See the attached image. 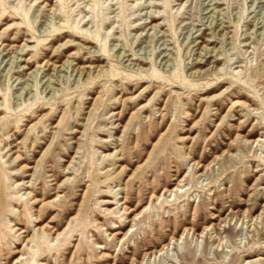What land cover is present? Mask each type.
I'll return each instance as SVG.
<instances>
[{
    "label": "rangeland",
    "instance_id": "374dc122",
    "mask_svg": "<svg viewBox=\"0 0 264 264\" xmlns=\"http://www.w3.org/2000/svg\"><path fill=\"white\" fill-rule=\"evenodd\" d=\"M2 108L0 264H264V0H0Z\"/></svg>",
    "mask_w": 264,
    "mask_h": 264
},
{
    "label": "bare ground",
    "instance_id": "6f19581e",
    "mask_svg": "<svg viewBox=\"0 0 264 264\" xmlns=\"http://www.w3.org/2000/svg\"><path fill=\"white\" fill-rule=\"evenodd\" d=\"M67 62H68V60H67L63 65H65ZM192 64H194V63H192ZM201 64H203V62H201V61H197V62L193 65V67L196 68L195 73L198 72V73H199L198 76H202V77H203V78H199V80H201V79H205V78H204V74L206 73V72L202 73V69L204 68V66L201 65ZM104 69H105V68H102V71H107V70H104ZM138 71H139V70H138ZM144 71H147V69H146V70H141L140 72H144ZM106 73H107V72H106ZM108 73H109V72H108ZM172 74L174 75L173 72H172ZM213 74H214V75L217 74V70H216V71H213V72L210 73L209 75L211 76V75H213ZM91 75H93V74H90V73H89V77H88L89 79L86 80V83H87V82L90 83L92 80L95 79V78H94L93 76H91ZM99 76H100V75H99ZM174 76H175V75H174ZM205 77L207 78L208 76H205ZM199 80H197V81L195 82V84L191 83L190 86H191V85H197V86H195V87H198V81H199ZM84 82H85V81H84ZM144 82H145L144 80L141 81V83H144ZM86 83H85V84H86ZM88 83H87V84H88ZM87 84H86V85H87ZM218 86H220V84H219ZM218 86H213V87L207 89L206 92H208V93L213 92V91H215V90L218 88ZM150 87H151V86H150ZM145 89H148V86H147ZM137 91H138V90H137ZM123 92H124V91H123ZM150 92H151L150 90L145 91L144 95H140V96L137 97L136 99L133 98V99H135V100H133V106L136 105V103L139 102V101L142 99L143 96H146V95L149 94ZM134 95H135V92L133 93V97H134ZM136 96H137V95H136ZM214 96H215V95H214ZM216 97H217V96H215V98H216ZM215 98H214V99H215ZM137 99H138V100H137ZM214 99H213V100H214ZM145 107H146V105L142 106L141 109H143V108H145ZM224 108H225V106H224L223 104H220V108H219V110L222 111ZM3 110H4V108L0 109V111H3ZM122 111H123V110H122ZM208 112H210V111H208ZM208 112H207V114H208ZM91 113H92V110L90 111V114H91ZM115 113H116V112H115ZM118 113L120 114V112H118ZM136 116H137L136 111H133V113H132V115H131V118L133 117V119H135ZM6 119H7V117L4 116V115L0 118V133H1V137H0V147H2L1 150H6V149H8V151H11V150H13L14 148H16L18 145L14 143V142H16V141H15L16 139H12V138H10V136H14V134H10V132H11L13 126H10V128L7 129ZM165 120H167V119H166L165 117H163V121H165ZM150 125L152 126L151 123H150ZM149 129H150V128H149ZM156 131H160V129H156V128H155L154 130H150V132H148V134H149L150 136H153V134H154ZM168 132H169V130H167V133H168ZM201 132H202V131H201ZM214 133H215V132H214ZM164 135H168V134L162 133L161 136H160V138L164 137ZM137 136L140 137V134L137 135ZM141 136H142V135H141ZM213 136H214V134L212 133V137H213ZM8 139L11 140L10 142H8V144H10V145L12 144V146H11L10 148L7 146V143H6V142H5V146H2L3 141H5V140L7 141ZM263 142H264V138H263V137H259V139L253 141V143H263ZM19 143H21V142H18V144H19ZM17 151H18V150H17ZM17 151H16L15 153H17ZM20 157H21V155L18 154V155L15 157L14 160L17 161L18 159H20ZM24 167H25V166H24ZM181 182H182V180L179 181V183H177V184H176L174 187H172V188H165V189H164V194H165V195H166V194H169V196H171V195H175V196H177V195L179 194L180 189L183 188V185H181ZM154 198H156L157 200H159V199L161 198V195H160V196H152V199H154ZM125 204H126L125 201H121V206H124V207H125ZM263 208H264V205H263ZM132 211H134L133 208L130 210V212H132ZM146 211H147V210H146ZM247 211H248V210H247ZM249 211H250V210H249ZM261 213H264V209H263V211H262ZM140 214H141V213L136 214L135 217L131 219V221L133 222V220H135L137 216H140ZM248 214L252 216V220L255 219V218H253V215L250 214V212H249ZM215 216H216V215H215ZM257 218H258V217H257ZM132 226H133V224H132ZM132 226H131V228H132ZM211 229H216L215 231L217 232L216 224H212V225H209V226L204 227V230H203L200 234H197V238H200V237L203 238L204 233L206 234L205 231H208V232H209V230H211ZM21 232L24 233V232H26V230L22 229ZM128 232H129V231H128ZM128 232L125 234L124 238L128 235ZM186 232H187V235L190 234L191 232L193 233V236L196 235L195 232L192 231V229H190V228H186V229L184 230V232L182 233V235H181L180 238L176 239L175 237H171L170 241H169L168 243H165L161 248L146 253V254L144 255L142 261L140 262V264H143L146 260H152L153 257H154V260H156V258H157L158 256H162V255L165 253V251H166V253H167L168 250H169V248H170V246H171V244H172V243H174V244H175V243H180V240H181L182 236H184V235L186 234ZM208 232H207V233H208ZM120 233H121V232L118 231V232H116L115 234H120ZM214 233H215V232H214ZM208 234H209V233H208ZM186 237H187V236H186ZM22 259H23V258H22ZM131 264H134L133 260H132Z\"/></svg>",
    "mask_w": 264,
    "mask_h": 264
}]
</instances>
